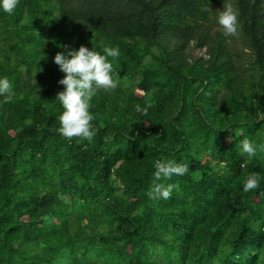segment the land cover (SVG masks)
<instances>
[{"label":"trees","instance_id":"trees-1","mask_svg":"<svg viewBox=\"0 0 264 264\" xmlns=\"http://www.w3.org/2000/svg\"><path fill=\"white\" fill-rule=\"evenodd\" d=\"M81 45L120 52L91 142L58 132L54 57ZM4 77L0 264H264V0H19L0 9ZM158 160L188 173L155 181ZM159 182L178 184L171 199L149 198Z\"/></svg>","mask_w":264,"mask_h":264},{"label":"clouds","instance_id":"clouds-1","mask_svg":"<svg viewBox=\"0 0 264 264\" xmlns=\"http://www.w3.org/2000/svg\"><path fill=\"white\" fill-rule=\"evenodd\" d=\"M19 5V0H0V9L5 14L13 15ZM218 24L223 29L224 36H236L238 27L237 13L231 4L224 6L219 12ZM105 55L89 50L81 45L78 50L58 52L54 57V63L59 66L64 77L59 84L64 90L57 93L56 100L63 108L58 117V132L66 139L79 138L91 142L95 136L94 114L90 113L91 101L100 90L113 91L119 83V75L115 72L113 63L109 57L117 58L120 55L119 48L105 47ZM13 85L7 77L0 79V96L4 97V103H10L14 97ZM150 103L145 107L135 106L139 113L147 115ZM242 152L249 159L256 155V146L245 138L241 142ZM264 148V145H261ZM188 163H178L175 160H164L155 162V181L170 180L173 176H183L188 173ZM260 174L249 173L243 181V191L248 193L259 187ZM178 184L163 182L154 183L147 193L150 199H171L172 193Z\"/></svg>","mask_w":264,"mask_h":264},{"label":"rangeland","instance_id":"rangeland-1","mask_svg":"<svg viewBox=\"0 0 264 264\" xmlns=\"http://www.w3.org/2000/svg\"><path fill=\"white\" fill-rule=\"evenodd\" d=\"M195 53L197 54L196 56H201V55L205 54V50H199V49H197L195 51Z\"/></svg>","mask_w":264,"mask_h":264}]
</instances>
